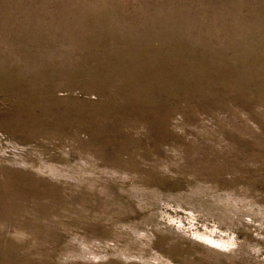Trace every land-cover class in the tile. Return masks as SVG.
I'll return each instance as SVG.
<instances>
[{
  "label": "rangeland",
  "instance_id": "1",
  "mask_svg": "<svg viewBox=\"0 0 264 264\" xmlns=\"http://www.w3.org/2000/svg\"><path fill=\"white\" fill-rule=\"evenodd\" d=\"M0 264H264V0H0Z\"/></svg>",
  "mask_w": 264,
  "mask_h": 264
}]
</instances>
